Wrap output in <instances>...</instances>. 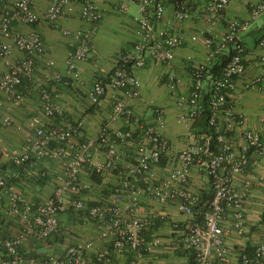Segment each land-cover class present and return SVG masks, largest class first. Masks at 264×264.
<instances>
[{"label":"built area","instance_id":"built-area-1","mask_svg":"<svg viewBox=\"0 0 264 264\" xmlns=\"http://www.w3.org/2000/svg\"><path fill=\"white\" fill-rule=\"evenodd\" d=\"M229 3L230 0L208 1L204 6L208 21L215 24L223 19ZM138 4L140 17L133 49L120 52L114 70L97 75L93 89L88 92L95 112L110 100L108 121L122 120L125 128L111 130L106 125L97 135L82 140L81 129L90 113L74 124L56 128L47 129L41 120L31 123L25 150L12 158L11 163L17 167L27 163L34 166L52 159L58 168L51 191L34 200L25 198L14 187L16 174L0 172V264H111L116 254L126 252L132 255L130 264H163L151 259L156 249L163 246V238L155 228L156 214L141 215L142 193L191 216L187 223L173 224V237L166 244L171 249L193 252L199 264H264V240L257 241L251 251L246 247L234 248L227 242L230 230L226 224L231 216L237 235L246 234L245 200L250 183L235 186V178L243 175L250 165L251 148L255 155L264 158V140L259 132L245 131L246 143L238 152L228 139V132L242 123L229 105V97L236 90L235 81L245 72L246 47L240 38L249 29L251 20L264 13V0L251 3L250 20L229 18L225 33L204 37L209 53L194 67L189 95L178 91L180 80L171 77L168 81L171 99L179 107L187 108L179 120L190 125L188 136L192 139L178 153L162 132L166 110L157 107L151 124L135 111L130 100L141 95L137 68L145 67L149 59L166 64L174 60L176 50L186 40L178 24L191 18L193 5L188 0H176L175 25L157 28L156 24L164 20L165 1L138 0ZM126 8L127 4L122 3L121 11ZM75 15L88 26L63 28V33L76 45L68 53L66 73L78 80V63L90 61L95 51L93 39L102 17L95 0H49L43 15L36 11L33 0H15L12 4L0 0V60L6 66L0 75V114L7 101L16 105L27 101L23 81L28 79L36 80L45 119L64 115L63 105L46 85L48 80L63 79L62 73L52 71L55 61L45 60V79L36 73L38 60L47 54L41 33L35 29L22 32L15 23L33 25L45 20L51 27L59 28L63 18ZM259 45L264 50V36ZM15 49L23 52L16 60ZM228 50L232 55L220 74L210 77L208 69L216 56ZM253 83L256 85L258 81ZM262 84L264 88V80ZM205 89L210 93L208 123L212 133L194 129L203 110ZM10 123L7 117L5 124ZM119 144L128 145L129 150H121ZM95 150L104 151L103 161H94ZM194 165L206 168L214 190L211 199L203 202L191 188ZM85 175L102 181V195L94 204L87 203L85 195L91 185L83 180ZM111 177L116 180L112 186L108 183ZM67 211H72L80 223L93 222L99 239L112 241V249L97 247L94 240L83 237L68 245L59 243L62 214ZM74 227L72 224L71 229Z\"/></svg>","mask_w":264,"mask_h":264},{"label":"crops","instance_id":"crops-1","mask_svg":"<svg viewBox=\"0 0 264 264\" xmlns=\"http://www.w3.org/2000/svg\"><path fill=\"white\" fill-rule=\"evenodd\" d=\"M12 4L15 0H7ZM36 11L43 15L49 0H33ZM165 1L164 20L156 24L157 28L175 25V2ZM193 5L190 19L178 24L179 30L186 40L176 50L175 58L170 64L148 60L147 65L135 70L142 87L141 95L130 100L131 106L137 113L143 116L148 123H154L155 110L163 107L166 110V122L162 129L168 138L173 150L181 152L191 142L189 138L190 125L179 120V116L186 107H179L170 97L168 81L171 77L180 80L178 91L189 95L190 82L194 67L204 61L209 53V48L204 43L205 36L221 35L225 33L229 18L235 17L242 20H250V5L258 0H230L226 9V16L212 24L204 12L205 4L210 0H188ZM98 8L102 11L99 28L94 35L95 51L88 62H79L78 71L80 78L73 79L67 75L68 53L76 48L74 40L63 33V28L77 29L87 27L78 15L63 18L59 28H53L45 20L38 24L25 25L16 22V28L22 32L35 29L41 33L45 42L47 54L38 60L37 76L45 79L47 73L46 59H53L55 66L52 71L62 73V81L48 80L47 87L53 92V96L64 107V115L52 119H45L43 108L38 97L36 80L25 79L23 89L27 92V101L22 105H16L7 101V106L0 114V172L16 174L14 187L27 199H38L51 191L52 179L55 176L58 165L52 159H46L37 165L27 163L23 166H13L12 158L20 155L25 150L28 137L32 131L31 123L41 120L45 122L47 129L56 128L63 124H74L83 119L86 113H90L85 125L81 129L80 139L87 136L97 135L100 128L108 126L111 130L124 129L122 120L108 121L111 112V101H105L104 108L94 111L88 100V92L95 85L96 76L110 74L116 66V58L120 52L133 49L137 19L140 17L138 0H95ZM122 3L127 4L124 12L121 11ZM196 35V39L192 36ZM264 36V13L256 20H251L249 29L241 35V41L246 47L244 63L245 72L236 79V90L229 97V105L239 116L242 123L228 132V139L238 152L246 143L244 132L255 130L260 133L264 140V50L260 48L259 41ZM23 52L15 49L13 59H19ZM6 70L3 60H0V75ZM258 81L253 85L254 81ZM112 92V90H109ZM9 118L11 123L5 124ZM194 129L195 126H194ZM197 130V129H196ZM195 132V131H194ZM121 150L126 151L128 145L119 144ZM94 161H103V150H95ZM250 165L243 175L235 178L237 183H250V193L245 200V213L247 218V232L244 236H238L234 230L232 218L227 219V227L230 233L227 242L234 248L246 247L252 250L257 241L264 240V158L254 154L252 148L249 151ZM166 162V157L163 158ZM163 161V165H165ZM161 172V171H160ZM83 180L91 185L86 192L88 204H94L102 195L103 185L101 178L85 175ZM112 186L116 183L114 177L108 179ZM191 188L197 193L201 202L203 197L210 193L211 181L206 174V168L194 165L191 173ZM141 215L151 212L156 214L158 233L163 238V246L156 249L151 257L163 264H188L187 251L171 249L166 244L173 237L172 226L174 223L183 224L191 221V216L180 212L174 205H161L151 199L145 193L140 195ZM127 198L126 201H128ZM72 211L62 214V231L58 238L59 243L68 245L80 238H89L95 241L97 247H109L113 243L101 240L98 237L96 225L93 222L80 223L75 219ZM74 224V230L71 225ZM66 229L71 230L67 231ZM131 253L116 254L111 264H130Z\"/></svg>","mask_w":264,"mask_h":264},{"label":"trees","instance_id":"trees-1","mask_svg":"<svg viewBox=\"0 0 264 264\" xmlns=\"http://www.w3.org/2000/svg\"><path fill=\"white\" fill-rule=\"evenodd\" d=\"M232 55V51L228 50L224 52L222 55H218L215 58V61L213 62L212 66L208 69V75L210 77L217 76L220 74V71L223 67V65L229 60V58ZM202 104H203V110L201 115L196 119L195 121V128L200 132H209L212 133L213 129L209 125V115L211 114L210 109V93L208 90L205 89L203 96H202ZM214 193L213 188H210V193L203 197L204 200L211 199L212 195ZM201 209V208H197ZM188 255V264H199L196 260L195 254L193 252L187 251Z\"/></svg>","mask_w":264,"mask_h":264}]
</instances>
